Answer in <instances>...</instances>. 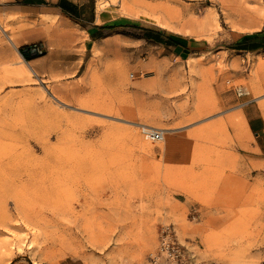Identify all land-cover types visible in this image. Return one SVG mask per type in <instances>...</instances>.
I'll return each instance as SVG.
<instances>
[{"label":"rangeland","instance_id":"374dc122","mask_svg":"<svg viewBox=\"0 0 264 264\" xmlns=\"http://www.w3.org/2000/svg\"><path fill=\"white\" fill-rule=\"evenodd\" d=\"M131 1L0 18V264H153L166 228L167 264H264V153L243 115L264 117V49L235 47L264 32V0ZM100 11L205 46L185 61L129 30L91 40Z\"/></svg>","mask_w":264,"mask_h":264},{"label":"crops","instance_id":"0c3cea01","mask_svg":"<svg viewBox=\"0 0 264 264\" xmlns=\"http://www.w3.org/2000/svg\"><path fill=\"white\" fill-rule=\"evenodd\" d=\"M81 4H82L81 0H0V18L5 20L8 17H14V18L20 16L27 17L28 15H34L35 13H37L40 15L48 14V15H53L55 17L75 20L76 15L80 12ZM125 17L114 16L110 14L108 11H100L98 13L95 12L92 15V20L89 22V25L87 26V31H88L87 34L89 35L91 40L102 38L103 36L106 35L107 32L113 31V30H108L107 29L108 26L113 24L131 23V20H128ZM114 30L130 31L129 28L114 29ZM164 32L165 33H160L161 42H154V43L169 47L172 50V54L174 55V57L178 60L186 61L189 56L195 55L199 49H202L205 46V41L203 39L189 37L173 31H164ZM97 34L100 35L97 36ZM254 41L256 43L253 44H257L256 45L257 48L254 49H264V47L259 46L264 44V38L258 37L253 39L252 42ZM15 42H16V46L17 44L20 43L18 42V40H15ZM243 115L245 116L246 127L249 129V132L255 136L257 140L258 150L264 153V117H262V115L258 112L255 111L251 112L248 111L247 109H243ZM57 264H85V263L78 259L63 258L59 260Z\"/></svg>","mask_w":264,"mask_h":264},{"label":"trees","instance_id":"16d2710c","mask_svg":"<svg viewBox=\"0 0 264 264\" xmlns=\"http://www.w3.org/2000/svg\"><path fill=\"white\" fill-rule=\"evenodd\" d=\"M129 28L131 31V34L137 35L140 38H143L148 41H153V42H161L160 39V33H165L158 27H155L153 25H147V24H140L137 21H132L131 23L128 24H113L107 27L108 30H114V29H125ZM264 38V32L259 31L255 32L251 35H242L240 37L239 42L235 45L237 49H244L245 46L243 45L245 41H247L250 38ZM243 43V44H242ZM257 44L252 45L253 48L256 47ZM260 47H264V44L259 45ZM21 55L26 59V60H31L35 58L36 56H29L27 52H25L23 49H20Z\"/></svg>","mask_w":264,"mask_h":264},{"label":"built area","instance_id":"2783aa9c","mask_svg":"<svg viewBox=\"0 0 264 264\" xmlns=\"http://www.w3.org/2000/svg\"><path fill=\"white\" fill-rule=\"evenodd\" d=\"M179 257H181V250L171 229L162 230L156 251L150 257L151 263L161 264V262H164L167 264L168 262H176Z\"/></svg>","mask_w":264,"mask_h":264},{"label":"bare ground","instance_id":"6f19581e","mask_svg":"<svg viewBox=\"0 0 264 264\" xmlns=\"http://www.w3.org/2000/svg\"><path fill=\"white\" fill-rule=\"evenodd\" d=\"M124 2V1H123ZM132 2V4L133 5H137V6H144V7H149V8H152V7H154V6H157L156 4H152L151 2H147V1H145V0H132L131 1ZM129 4L128 3H124V6L123 7H126L125 9L123 8V11L121 10V12L123 13V14H126V15H132L133 14V12L131 11L132 9V7H129L128 6ZM161 8V7H160ZM101 9H102V7H101ZM162 10V9H161ZM135 13V12H134ZM136 16V15H135ZM138 16V15H137ZM139 17V16H138ZM101 21V20H100ZM1 24H2V22L0 21V28L3 30V31H6V29H4V27L2 28V26H1ZM189 33V32H188ZM7 39L9 40V42L13 45V47H15L16 48V42H15V40L12 38V37H10V36H8L7 35ZM19 42V41H18ZM23 60H24V58H22ZM51 94V93H50ZM53 98H55L54 96H52ZM55 99H57V98H55ZM226 216V215H225Z\"/></svg>","mask_w":264,"mask_h":264}]
</instances>
